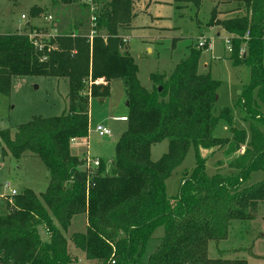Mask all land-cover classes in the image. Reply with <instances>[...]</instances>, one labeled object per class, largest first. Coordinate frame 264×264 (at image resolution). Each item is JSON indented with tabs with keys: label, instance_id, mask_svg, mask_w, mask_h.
<instances>
[{
	"label": "trees",
	"instance_id": "trees-1",
	"mask_svg": "<svg viewBox=\"0 0 264 264\" xmlns=\"http://www.w3.org/2000/svg\"><path fill=\"white\" fill-rule=\"evenodd\" d=\"M102 1L96 4L98 34L92 42L83 21H75L69 31L51 26L57 34L45 38L42 49L26 32L0 34V94L10 93L17 76L66 78L69 83L68 108L61 116H34L15 133L0 130L3 157L38 156L50 174L43 192L25 188L1 202L0 264H78L69 240L93 264H248L210 258L208 246L227 240L235 221L250 223L264 202V0H212L236 1L246 10L217 24L230 34L231 63L250 70L237 102L250 132L235 125L232 108L217 113L221 82L200 72L201 50L190 48L171 73H152V88L143 86L139 66L119 33L131 25L137 0ZM174 1L199 6L206 0ZM212 12L214 17L216 9ZM114 79L125 86L128 127L111 167L106 169L101 160L98 168L85 171L72 144L89 135L90 98L106 96ZM227 128L231 135H222ZM165 140L168 151L152 160V146ZM227 145L230 153L242 147L245 152L230 165L231 173L209 175L200 149ZM192 147L196 166L171 197L166 182ZM255 172L263 178L249 184ZM81 215L86 216L85 230L69 239L67 233ZM41 226L49 234L47 241L40 236ZM159 227L164 235L144 262Z\"/></svg>",
	"mask_w": 264,
	"mask_h": 264
},
{
	"label": "rangeland",
	"instance_id": "rangeland-1",
	"mask_svg": "<svg viewBox=\"0 0 264 264\" xmlns=\"http://www.w3.org/2000/svg\"><path fill=\"white\" fill-rule=\"evenodd\" d=\"M152 3L147 9V4ZM102 0H0V34L29 31V26L49 28V34H57L51 26H59L69 31L75 21L84 22L85 31H91L92 7ZM216 9L214 17L213 10ZM244 6L236 1L216 2L203 1L199 6L186 1L174 0H137L133 6L131 25L119 29L124 40V49L128 51L139 66L138 77L141 84L152 88V73H171L176 64L184 59L190 48L202 51L199 69L202 73H211L221 82L216 103L217 113L222 107H230L234 112L235 125L249 131V124L242 120L241 110L237 105L238 98L250 78L247 66H234L231 63V52L226 39L230 34L218 23L244 15ZM25 15L26 19L22 16ZM51 15V21L47 16ZM49 21V22H48ZM29 23V25H27ZM83 30V29H81ZM106 36V35H103ZM204 42V46H201ZM213 43V49L208 45ZM152 51H149V47ZM245 47V45H244ZM244 52V50L242 51ZM69 83L66 78L46 76H17L13 78L9 94H0V130L16 128L28 123L34 116L45 118L61 116L68 108ZM101 98H104L102 101ZM129 113L127 96L122 79L111 81L109 92L104 97H91L89 104L90 129L84 140H76L72 144V153L82 160L81 169L85 170L87 156L100 159L111 167L115 157L116 144L126 131L128 123L121 121ZM101 124L111 130V134L100 136L96 127ZM224 136L231 135L230 129L220 131ZM169 148L167 140L154 144L151 158L159 160ZM245 147L230 153L229 146L214 149H200L206 158V171L209 175L217 172L231 173L230 165ZM196 166V150L192 147L182 165L178 167L166 182V192L175 197L179 194L185 173H191ZM262 172L251 175L249 184L260 181ZM50 174L43 161L35 155L26 154L21 159L11 156L3 157L0 143V215L4 208L1 202L9 197L11 190L21 192L32 188L37 193L43 192L49 185ZM86 227V216L81 215L70 227L68 238L75 231H83ZM44 241L49 234L43 226L39 227ZM161 232L157 230L156 236ZM150 245H148L147 251ZM71 254L78 264H92L85 253L77 249L69 240ZM154 253V252H153ZM210 258L244 259L248 264H264V202L260 203L250 223L235 221L227 240L218 244L211 241L208 246ZM142 261L147 262L148 256Z\"/></svg>",
	"mask_w": 264,
	"mask_h": 264
},
{
	"label": "built area",
	"instance_id": "built-area-1",
	"mask_svg": "<svg viewBox=\"0 0 264 264\" xmlns=\"http://www.w3.org/2000/svg\"><path fill=\"white\" fill-rule=\"evenodd\" d=\"M92 11H93V15L91 16V25H92V29L90 31V34L88 35V39L90 42L93 41L94 37L98 34L97 32V29H96V15H95V8L92 7ZM23 19H26V16L23 15L22 16ZM52 16L49 15L47 16V20L51 21L52 20ZM48 21V22H49ZM55 32H56V29H53ZM31 40H33L34 44L39 47L40 49H42L44 47V45L46 44V40L45 38H49L51 36H53L52 34H49V35H43L37 31H30L28 32ZM226 42L228 44V49L230 52H232V45H231V38H228L226 39ZM204 42H201V46H204ZM208 48L209 49H213V43L211 42L209 45H208ZM121 121H126L127 120V117H121L120 118ZM96 132L100 135V136H107V135H110L111 134V130L107 127V126H104V125H101L99 124L97 127H96ZM101 164V160L100 159H95V158H92V157H89L87 156L85 158V164H84V168H85V171H91V170H94L96 168H98ZM90 175L88 176V189H89V184H90ZM18 192L16 190H11V194L10 196H14L16 195Z\"/></svg>",
	"mask_w": 264,
	"mask_h": 264
},
{
	"label": "crops",
	"instance_id": "crops-1",
	"mask_svg": "<svg viewBox=\"0 0 264 264\" xmlns=\"http://www.w3.org/2000/svg\"><path fill=\"white\" fill-rule=\"evenodd\" d=\"M149 3V2H148ZM152 3H149V4H147V9L150 7V5H151ZM35 26V25H34ZM121 35V34H120ZM149 47V46H148ZM149 51H152L151 50V48L149 47ZM161 230V232L156 236L155 234H156V232H157V230ZM46 230V229H45ZM156 230V232H155V234H154V238L151 240V241H149V243L147 244V247H146V250H145V254H144V256H143V258H142V260L146 257V256H148V260H149V258H150V256L153 254V252H155V250H156V248L158 247V245H159V243H160V238H162V236L164 235V232H165V230H164V227H159L158 229ZM47 232V231H46ZM48 233V232H47ZM148 245H150V247H149V250L147 251V248H148ZM93 264V263H92Z\"/></svg>",
	"mask_w": 264,
	"mask_h": 264
},
{
	"label": "water",
	"instance_id": "water-1",
	"mask_svg": "<svg viewBox=\"0 0 264 264\" xmlns=\"http://www.w3.org/2000/svg\"><path fill=\"white\" fill-rule=\"evenodd\" d=\"M101 100L103 101V100H104V98H101Z\"/></svg>",
	"mask_w": 264,
	"mask_h": 264
}]
</instances>
